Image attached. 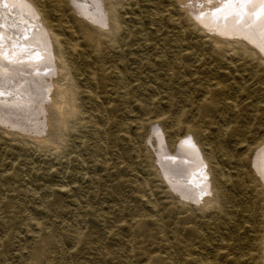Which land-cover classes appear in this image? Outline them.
<instances>
[{"label": "rangeland", "instance_id": "374dc122", "mask_svg": "<svg viewBox=\"0 0 264 264\" xmlns=\"http://www.w3.org/2000/svg\"><path fill=\"white\" fill-rule=\"evenodd\" d=\"M31 1L57 35L49 144L0 124V264H264L261 50L230 38L221 51L173 0H100L111 35L101 40L73 0ZM56 87L72 93L82 125L64 124ZM186 135L210 174L196 206L158 162Z\"/></svg>", "mask_w": 264, "mask_h": 264}, {"label": "bare ground", "instance_id": "6f19581e", "mask_svg": "<svg viewBox=\"0 0 264 264\" xmlns=\"http://www.w3.org/2000/svg\"><path fill=\"white\" fill-rule=\"evenodd\" d=\"M173 1L179 11L183 12L185 19H188L190 12L194 14L196 19L193 24L198 31L206 29L203 28L205 26L209 28L213 44L219 46L221 51L229 47L224 40L242 38L264 54V14H260V9L264 8L262 0H252L244 6L237 0H233L231 4L227 3V0ZM72 2L74 9L93 24V33L98 40L103 37L111 38L107 30L106 12L100 0H96L93 7L80 3V0ZM150 24L152 26L153 23ZM52 38L56 41L57 35L46 20L41 18L38 8L31 0H0V124L13 129L20 137L32 139V142L35 141L42 147L49 144L43 137L48 126L44 107L46 102H49L47 96L53 90L49 81L57 69L58 55L53 48ZM72 48L76 51L77 47ZM121 79V76H118V80ZM118 85L122 86L120 81ZM213 87L209 85L204 90L205 97L213 93ZM57 89L58 100L50 101H53V105L64 116V124L69 127L82 125L87 118L83 117L74 105L72 93L66 98L65 91L56 87ZM227 105L232 107L231 104ZM155 120L151 127L161 148L166 141V132L159 124L160 117ZM163 147L165 148V145ZM174 149V155L161 149L158 161L161 167L160 175L168 187L179 195L180 201L195 205L200 202L207 188L211 187L210 174L203 167L204 152L198 140L188 138L187 135L174 144ZM254 166L264 184V145L256 153ZM150 259L147 263H150ZM161 263L171 264L169 258Z\"/></svg>", "mask_w": 264, "mask_h": 264}, {"label": "snow or ice", "instance_id": "6c2138e0", "mask_svg": "<svg viewBox=\"0 0 264 264\" xmlns=\"http://www.w3.org/2000/svg\"><path fill=\"white\" fill-rule=\"evenodd\" d=\"M232 2H233V0H227V3H229V4H231ZM237 2L240 3L241 6H244L247 3H251L252 0H237ZM262 2H264V0H262ZM260 14H264V8L260 9Z\"/></svg>", "mask_w": 264, "mask_h": 264}]
</instances>
